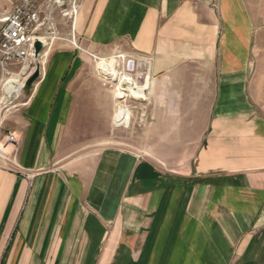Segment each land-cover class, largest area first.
<instances>
[{"label":"crops","instance_id":"0c3cea01","mask_svg":"<svg viewBox=\"0 0 264 264\" xmlns=\"http://www.w3.org/2000/svg\"><path fill=\"white\" fill-rule=\"evenodd\" d=\"M13 6L0 0L1 23ZM258 17L242 0H80L83 49L152 59L136 145L154 149L65 161L86 63L57 49L24 103L0 108L21 168L0 169V264H264Z\"/></svg>","mask_w":264,"mask_h":264},{"label":"rangeland","instance_id":"374dc122","mask_svg":"<svg viewBox=\"0 0 264 264\" xmlns=\"http://www.w3.org/2000/svg\"><path fill=\"white\" fill-rule=\"evenodd\" d=\"M40 4L42 11L40 21L45 23L44 29L41 28L39 31V36L44 37L45 47L43 53L26 64L12 66L10 75L0 72V108L3 109L2 113L7 111L10 113L15 107H19L24 103L25 100H23L22 94L25 93L27 96L34 84L38 83L47 60L57 49L71 48L84 59L86 68L82 74L84 75L82 83L77 87L78 107L81 113L78 114L75 129H73L71 137L67 140L66 151L69 153L65 157V161L94 157L107 148H123L135 151L140 148L149 156L154 149L153 146L136 145L137 138L146 137V133L149 132L146 130L148 115L145 107L151 104L150 97L147 94L150 87V75L146 80L148 75L146 68L139 66L141 57L118 50L110 55L102 56L83 49L77 35L79 11L76 19H74L64 17L60 9L49 2L41 1ZM77 5L80 9V0H77ZM242 6L243 9L252 11L254 15L257 13L259 16L258 27L263 29V33L259 35L257 62L252 67V73L257 80L256 83H253L254 89L257 90L259 101H262L264 100V0H242ZM2 27L3 23L0 22V30ZM118 55L123 57H117ZM130 61L134 62L129 66ZM103 63L112 65V71L109 72H116V75L112 73L111 75L122 77L121 81L111 79L114 82L112 84H115L113 88L109 84L104 85L105 76L103 73L106 72L104 70L106 66ZM35 72H39V78L32 86H28L27 81ZM110 73H107L108 76H110ZM127 78L130 80L129 83L126 82ZM12 79H19L20 83L25 84V87L18 94H11L10 91V94L8 93L7 86L9 84L7 83ZM132 84L137 86L146 85V88L142 89L144 97L137 99V96H141L139 92L137 95H135V92H131L132 94L129 92L128 88ZM107 94L113 99L111 100L113 117L109 122L106 121L105 113L108 107L111 106V101L107 98ZM119 108L125 110V117L121 122L116 121ZM123 121L124 123H122ZM156 163L167 169L173 164L169 162ZM174 165H177L180 170L185 167L186 162H177Z\"/></svg>","mask_w":264,"mask_h":264},{"label":"built area","instance_id":"2783aa9c","mask_svg":"<svg viewBox=\"0 0 264 264\" xmlns=\"http://www.w3.org/2000/svg\"><path fill=\"white\" fill-rule=\"evenodd\" d=\"M41 1L51 3L64 17H71L76 19L79 5L77 0H14L12 11L2 20L3 27L0 30V72L10 75V68L18 64H26L31 59L35 58V44L43 42V49L45 47L44 37L39 36L41 28L44 29V22H41ZM43 50L40 54L42 55ZM117 57H123L118 55ZM134 61L129 62V66ZM140 67L146 68L148 75H150L151 59L141 57L139 61ZM103 70V69H102ZM104 71V70H103ZM105 76L104 85L109 84L112 88V80L103 73ZM145 80V82H146ZM19 81V79H18ZM144 82V83H145ZM37 84H34V87ZM139 85V84H138ZM144 85V84H143ZM25 84L23 83V88ZM22 88V89H23ZM11 94H16L12 92ZM137 98V97H134ZM139 99V98H137ZM19 136L15 132H7L0 138V169L21 172V168L16 162V154L19 148Z\"/></svg>","mask_w":264,"mask_h":264},{"label":"bare ground","instance_id":"6f19581e","mask_svg":"<svg viewBox=\"0 0 264 264\" xmlns=\"http://www.w3.org/2000/svg\"><path fill=\"white\" fill-rule=\"evenodd\" d=\"M43 43V42H42ZM104 64V63H103ZM106 67H105V71L107 72V73H110L109 71H112L111 70V67H112V65H110V64H104ZM106 73V75H108ZM112 73V72H111ZM111 73H110V76H109V78H110V80L111 79H118L119 81H121V79H122V77H114V75H116V72H113L112 74H114V75H111ZM129 79L127 78V80H126V82L127 83H129ZM7 84H9L7 87H8V93H9V91H10V93H12V92H14V93H19L21 90H22V88H23V83H20L18 80H16V79H12V80H10ZM129 85V84H128ZM145 86V87H144ZM144 86H137V85H135V84H132L131 86H129V88H128V90H129V92L131 93V92H135V95H137L138 94V92L141 94V96H137L138 98L139 97H144L143 95H144V93H143V90L146 88V85H144ZM11 89V90H10ZM143 89V90H142ZM9 93V94H10ZM132 94V93H131ZM125 115V110H122V109H120L119 108V110H118V114H117V116H116V121L117 122H121L123 119H124V116ZM126 121V120H125ZM122 123H124V121L122 122Z\"/></svg>","mask_w":264,"mask_h":264},{"label":"water","instance_id":"95a60500","mask_svg":"<svg viewBox=\"0 0 264 264\" xmlns=\"http://www.w3.org/2000/svg\"><path fill=\"white\" fill-rule=\"evenodd\" d=\"M43 50V44L41 42H37L35 44V57L38 58ZM39 78V72H35V74L27 81L28 86H32Z\"/></svg>","mask_w":264,"mask_h":264}]
</instances>
